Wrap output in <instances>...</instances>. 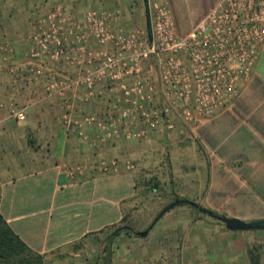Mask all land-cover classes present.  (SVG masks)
<instances>
[{
  "label": "crops",
  "instance_id": "0c3cea01",
  "mask_svg": "<svg viewBox=\"0 0 264 264\" xmlns=\"http://www.w3.org/2000/svg\"><path fill=\"white\" fill-rule=\"evenodd\" d=\"M155 1L171 9L177 33L185 35L220 0ZM56 3L71 19L95 9L115 14L116 24L126 30L142 28L146 22L144 0H0V48L13 47L7 62L0 64V214L27 247L41 254L45 264L64 260L76 264L75 259L102 251L108 234L120 227L144 189L146 171L154 167L153 173L161 174L157 169L163 163L161 156L167 157L169 171L167 178L157 176L163 203L157 202L152 211L179 198L213 212L223 211L222 216L264 220V48L238 95L214 116L189 128L178 122L172 135L147 130L137 140L117 139L94 147L78 136L73 124L63 123L62 97L45 89L48 75L33 80L20 71H8L9 66L24 68L30 63L29 20ZM45 61L47 70L65 69L63 62ZM70 70L75 73V68ZM74 90L66 93L74 104L72 120L104 106V97L79 102L75 98L79 90ZM12 109H22L25 118L17 120L10 114ZM85 131L89 137L94 133L89 128ZM110 157L120 160L115 172L87 167L89 160ZM169 211L186 218L162 217L148 227L145 236L127 234L125 238L131 242L140 238V250L149 255L160 250L159 244L169 243L173 256L179 244L173 240L176 233L180 241L192 243L198 236L200 244L205 242V234L198 235L200 230L191 226L211 222L198 217L196 208L172 207L163 215ZM214 226L218 227L215 234L221 236L215 243L226 258L243 254L248 259L247 248L256 231ZM114 238L108 243L111 253ZM206 257L223 256L210 251Z\"/></svg>",
  "mask_w": 264,
  "mask_h": 264
},
{
  "label": "built area",
  "instance_id": "2783aa9c",
  "mask_svg": "<svg viewBox=\"0 0 264 264\" xmlns=\"http://www.w3.org/2000/svg\"><path fill=\"white\" fill-rule=\"evenodd\" d=\"M144 6V27L125 30L116 24L115 14L88 10L76 21L54 4L29 22L30 63L8 71L37 80L47 56L62 61L64 72L79 68L74 76L49 74L45 89L62 97L63 123L73 124L78 136L94 147L137 140L147 130H173L174 119L192 126L214 116L238 95L261 56L264 0H220L185 35L177 33L165 3L144 0ZM89 38L98 49L89 46ZM10 50L8 45L0 48V64L7 62ZM74 89L79 102L104 97V106L72 120L74 104L66 93ZM10 114L25 118L22 109ZM86 128L94 130L90 137ZM119 161L99 158L89 160L87 167L115 172Z\"/></svg>",
  "mask_w": 264,
  "mask_h": 264
},
{
  "label": "rangeland",
  "instance_id": "374dc122",
  "mask_svg": "<svg viewBox=\"0 0 264 264\" xmlns=\"http://www.w3.org/2000/svg\"><path fill=\"white\" fill-rule=\"evenodd\" d=\"M56 4H61V3H56ZM52 6H50L48 9H50ZM90 10H95V9H90ZM83 15H81L78 19H72V20H76V21L80 20ZM30 20H29V22H30ZM136 28H139V27H135L132 29H136ZM132 29H130V30H132ZM31 30H32V27H31ZM29 35L27 37L28 46H29ZM88 43H89V46L92 47L93 49L94 48L98 49L97 44L95 42H93L92 38L88 39ZM8 46L11 49L9 51L11 53L13 47L10 45H8ZM46 58H48L49 60H51L53 62H62L59 60L58 61L52 60L47 56L44 58V63L46 62L45 61ZM71 68H75L74 74L71 73L70 69L67 70L66 72L58 71V70H49V69L47 70V69H45V64H44L42 75L44 73L46 75L60 74V72H64V73L68 74L69 76L76 75L77 71H79V68H76V67H71ZM65 69H66V67H65ZM174 121H175V127L173 130L164 128V129H162V131H160V132L158 131V132L159 133H168L169 135L175 134L176 128H177V123L179 121L177 119H174ZM181 125H182V127L183 126L188 127V128L190 127V126H186L183 124H181ZM161 158H162L163 163H161L160 166H157V169L159 170L158 173L161 172L160 175H163L164 177L167 178L168 171H169L168 164L166 161L167 157L161 156ZM158 160H160V159L158 158ZM153 171L155 172L154 167H151V169H149V171L148 170L146 171L147 176H146L145 180H147L148 178H151L152 176H160L158 174L153 173ZM146 187H148V186H146ZM144 189H145V186H144ZM144 189L141 188L140 194H139V196H137V201L135 202L130 213L127 215V219H126V223L129 224L133 228V230H135V231L143 230L145 227L148 226V224L150 226L154 220V217L157 214L156 211H152L151 209L157 204V202L163 203V200H159L160 199L159 197H162V195H164V192L162 189L160 191L157 190L154 192H151V191L146 192V189L145 190ZM140 195L143 196L142 201L140 200ZM183 206H188V205L185 203H179V204H176L175 206H173V208H176L178 210L179 208H182ZM192 210H194L193 207H192ZM196 212H198V211H196ZM215 213L216 214H220V213L223 214L224 212L223 211H217ZM197 214H199V216L197 215L198 217H200L202 219L209 220V222H211V223L205 224V225H202L201 223L196 222L197 224L195 223V224H192L193 226H191V229H193L195 231L200 230L198 235L205 234V237H204L205 242L203 244L199 243L200 239L198 238V236L196 237L195 235H194L195 240H193L192 243H188L187 240H185V241L181 240L180 241V239H182V238H181V236L179 238L178 233H176L173 240H175L177 242L179 241V244L176 247L177 250L173 256L171 255L170 250H169V248H171L168 245L169 243H167L166 245L159 244L160 250L158 252L153 251L149 255L146 252V250L143 249L142 247H141L142 250H140L141 243L143 242V241H141L140 238L135 236L136 238L133 239V240H135V242H131L130 239L125 238V236H128L127 233H125L123 230H121V231H119V234L116 236V238H114L115 242L112 245L110 264H216V263L217 264H246V263L249 264L248 259H245L244 258L245 256L243 254H237L236 258H232V259L226 258L223 254V250L221 251L222 248H218V246H217L218 244L215 243L216 239L217 238L220 239L221 236H217V234H215V232L218 233V231H217L218 227L214 226V225H216V226L217 225L225 226V225L222 222H219L217 219H215V218H213L207 214H203L200 212H198ZM162 217H164V218L173 217L176 219L177 218H183V219L186 218L185 215H178L177 212L173 213L170 211L167 213L166 217H165V215H163ZM239 219H241V218H239ZM241 220H243V219H241ZM244 221H247V220H244ZM254 221H260V220H254ZM247 222H251V221H247ZM189 229H190V227H189ZM195 231H193V234L195 233ZM254 231H256L257 233H254V236L251 238L250 242L251 243H259V244L263 243L264 244V229H259V230H254ZM152 233L153 232H150L148 235L151 236ZM170 240H172V239L170 238ZM210 251H215L217 254L222 255L223 257H221L220 259L206 257V254H208V252H210ZM104 255H105V253L103 251L98 250L96 252V250H94L93 254H88L87 256H85V258L82 257V258H78L75 260H77L76 264H104ZM67 263H68V260L47 262V264H67Z\"/></svg>",
  "mask_w": 264,
  "mask_h": 264
},
{
  "label": "trees",
  "instance_id": "16d2710c",
  "mask_svg": "<svg viewBox=\"0 0 264 264\" xmlns=\"http://www.w3.org/2000/svg\"><path fill=\"white\" fill-rule=\"evenodd\" d=\"M144 186H148L149 189H155L159 187L160 180L157 176H152L147 180H143ZM179 198H175V201ZM168 205V204H167ZM166 205V206H167ZM165 206V207H166ZM163 207L161 210H163ZM160 210V211H161ZM158 211L157 214L160 212ZM156 214V216H157ZM223 215V214H222ZM155 216V217H156ZM154 217V218H155ZM162 217V216H161ZM160 217V218H161ZM127 215L123 217L120 226L126 225L130 229H121L127 234H135V230L126 223ZM145 227L144 229H147ZM119 234V231L115 234L109 233L107 241L102 249L105 252L104 264H108L110 259V249L108 243L115 236ZM247 257L249 264H264V244L263 243H250L247 248ZM0 264H45L43 256L35 251H32L27 245L19 238V236L10 228L4 217L0 214Z\"/></svg>",
  "mask_w": 264,
  "mask_h": 264
},
{
  "label": "water",
  "instance_id": "95a60500",
  "mask_svg": "<svg viewBox=\"0 0 264 264\" xmlns=\"http://www.w3.org/2000/svg\"><path fill=\"white\" fill-rule=\"evenodd\" d=\"M179 203L188 204V205L196 208L200 213L207 214V215L217 219L218 221L222 222L228 230H231V231H246V230L264 229V220L247 222V221L241 220L239 218H235V217L222 216V215L216 214L215 212H213V211H211L209 209H206V208H204V207L198 205L197 203H195V202H193L191 200H188V199H179V200H176V201L170 203L169 205H167L154 218V220H153L152 224L149 226V228L151 226H153L154 223L167 210H169L170 208H172L173 206H175L176 204H179ZM149 228H147V229H145L143 231H136L135 234L138 235V236L143 237V236H145L148 233ZM121 229H130V230H132L130 227L124 225V226H120V227H117L116 229H114L112 234H115L116 232H118Z\"/></svg>",
  "mask_w": 264,
  "mask_h": 264
}]
</instances>
